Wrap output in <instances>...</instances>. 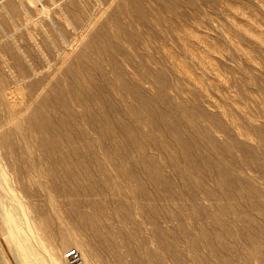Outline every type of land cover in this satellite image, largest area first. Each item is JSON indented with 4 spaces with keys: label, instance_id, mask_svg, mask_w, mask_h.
<instances>
[{
    "label": "rangeland",
    "instance_id": "1",
    "mask_svg": "<svg viewBox=\"0 0 264 264\" xmlns=\"http://www.w3.org/2000/svg\"><path fill=\"white\" fill-rule=\"evenodd\" d=\"M12 2L16 9L10 8ZM33 4H25L24 11L17 0H0V53L44 54L39 56L42 64H36L35 90L43 78L55 75L50 76V91L30 106L21 123L22 129L35 132L40 177L30 172V162L19 151L15 165L20 188L32 195L24 200L30 199L35 209L30 216L48 246L64 256L73 244L66 237L73 231L87 243L96 264H264V6L259 0ZM176 32L180 39L188 36L183 40L205 53L215 70L191 57ZM48 53L55 58L46 62ZM64 53H70L69 62L58 66ZM170 56L185 63L195 81L176 72ZM110 76L123 86L113 85ZM109 84L122 95L109 91ZM122 87L143 100L137 103ZM80 103L86 110H76ZM4 152L0 148V156ZM45 188L62 206L59 216L47 208ZM86 205L100 211L99 218L95 210L87 219L91 212ZM103 221L110 223L111 234L100 229ZM3 252L0 264H20L10 247L3 246Z\"/></svg>",
    "mask_w": 264,
    "mask_h": 264
},
{
    "label": "bare ground",
    "instance_id": "2",
    "mask_svg": "<svg viewBox=\"0 0 264 264\" xmlns=\"http://www.w3.org/2000/svg\"><path fill=\"white\" fill-rule=\"evenodd\" d=\"M13 1V0H11ZM18 1V7H20L21 9H24V11H27L26 10V6L25 4L29 5V6H34L35 5L33 4V0H17ZM113 1H117V0H113ZM220 1V0H219ZM259 2L261 3L262 6H264V0H259ZM14 2L10 3V8L12 9H16V6L17 5H14L13 4ZM16 3V2H15ZM110 3V2H109ZM113 3V2H111ZM124 3V2H123ZM122 3V4H123ZM223 4V3H222ZM111 4H109L110 6ZM227 5V4H226ZM116 6V5H115ZM119 6V5H118ZM223 7V6H222ZM125 8V7H124ZM127 8V7H126ZM221 8V7H220ZM229 8V7H228ZM8 9V8H7ZM156 9V8H155ZM11 10V9H10ZM225 10V9H224ZM228 10V9H226ZM13 11V10H11ZM21 12H23L21 10ZM20 12V13H21ZM229 12V11H228ZM8 13H11L10 11ZM19 13V12H18ZM13 14H15V12H13ZM17 15V14H16ZM19 15V14H18ZM56 15V14H54ZM89 15V14H88ZM8 17V16H7ZM60 17V16H59ZM91 17V16H90ZM1 19V18H0ZM7 19V18H6ZM6 19L4 18V20L6 21ZM239 19V18H238ZM2 20V19H1ZM8 20V19H7ZM16 20V19H15ZM158 20V19H157ZM233 20V19H232ZM236 20V19H235ZM38 21V20H37ZM3 22V20L1 21ZM9 22V21H8ZM12 22V21H11ZM239 22V21H238ZM89 23V22H88ZM95 23V20L92 19V22L90 23V26L92 24ZM3 24H6V22H4ZM2 24V25H3ZM13 24V23H11ZM84 24V23H83ZM9 25V24H8ZM7 25V26H8ZM241 25V24H240ZM11 27V26H10ZM50 27V26H49ZM52 27V26H51ZM8 28V27H7ZM43 29V28H42ZM89 29V28H88ZM86 30V29H85ZM186 31V30H185ZM188 31V30H187ZM245 31H247V33L251 34L252 36L256 37L257 39H259L260 41H262V38L261 36L255 32L254 30H251V29H246ZM194 32L193 31V34L190 32V34L194 35ZM29 33V32H28ZM86 35L88 33V31L85 32ZM171 33V32H170ZM173 33V32H172ZM184 33V32H183ZM186 33V32H185ZM199 33V32H198ZM31 33H29L28 36H31L30 35ZM82 34V33H81ZM84 34V33H83ZM175 34V33H174ZM176 34L178 35L179 33L176 32ZM188 33V35H190ZM195 34H197L195 32ZM84 35V36H86ZM176 35V36H177ZM182 35V34H181ZM179 34V41L181 42V45L189 52V54L191 55V57H193L194 59L196 58L199 62H201L204 66H206L207 68L211 69L212 71H214V67H213V63H209L210 61H207V56L205 57L204 54L202 53H199V52H196L193 48H192V45L190 46L188 44V41L185 42L183 39H188L185 35V37H183L182 39H180V36ZM190 35V36H192ZM203 35V34H202ZM21 36V35H19ZM83 36V38H84ZM197 36V35H195ZM195 36H192V37H195ZM200 36V34H199ZM80 37V36H79ZM175 37V36H174ZM182 37V36H181ZM204 36H202V38L200 37H197V38H200L201 41H204L203 39ZM30 38V37H29ZM147 38V37H146ZM176 38V37H175ZM32 39V37H31ZM75 39V38H74ZM77 39H81V38H77ZM203 39V40H202ZM17 41V40H16ZM16 41H14V44L16 43ZM177 41V40H176ZM207 41V38L204 42ZM7 43V42H6ZM55 43V42H54ZM151 43V42H150ZM209 43V42H207ZM206 43V44H207ZM21 45V44H20ZM238 45V43H237ZM23 46V44L21 45V47ZM236 46V44H235ZM239 46V45H238ZM69 47V46H68ZM237 47V46H236ZM240 47V46H239ZM19 49L21 50L20 46H19ZM70 49V47H69ZM32 50V49H31ZM71 50V49H70ZM166 50L167 52V49L164 48V51ZM185 50V52H187ZM197 50V49H196ZM144 51V50H143ZM26 52V51H25ZM24 51H22L21 53H0V68H1V71L3 74H1L0 76V148L1 149H5L6 152H4L3 155L0 156V223H1V228H2V233L0 234V238L3 239V243L0 241V253L2 255V258L4 257V252H3V246H6V247H10L13 254H14V257L16 258L17 262H19L20 264H63V262H66L65 259H64V256L63 254H58L56 252H54L49 246L48 244L45 242V240L40 236V234L37 232V229H36V226H35V223H34V220H32L30 214L35 210L33 208V204L31 203L30 199L27 200L26 202L24 201L25 199H28L30 198L32 195L29 193H26V192H23L22 189L20 188V184H19V179L16 178L17 175V170L15 168V165H16V158L17 156L20 154L19 152L23 153L24 156L26 157L25 159H27L26 161L30 162L31 165V169H30V172H32V174L34 173V175H36L37 178L40 177V172L38 173V169H39V164H38V161L36 160L37 158L35 157V148H36V143H35V132L33 130V128H31L30 130H25V129H22V121L24 123V116L25 114L27 113L28 109L30 108V106L32 104H34L36 102V100L41 96V94H43L44 92L47 91H50L48 90V86H50L51 84L49 83L50 81V76H55V75H51L50 73V76L47 78H43L45 79V82L39 86V88L37 90H35V80L36 79V76H37V68H36V64L40 63L42 64V60L40 59L39 56H42V54H40L38 56L37 53H25ZM70 52V51H69ZM49 56L46 57V53H45V59H46V62H48L49 60H52L53 58L55 57H52V54L51 53H48ZM65 54V53H64ZM207 54V53H206ZM58 56V54H57ZM70 56V53H66L65 55L60 56V58L62 57L61 61H60V64L58 66H61L63 65L64 63H68L67 60ZM43 57H44V54H43ZM42 58V57H41ZM207 58V59H206ZM129 59V58H127ZM135 59V58H134ZM98 60V59H97ZM95 60V62L97 61ZM170 60L172 61V64H173V68L176 69V72H180L182 74H185L187 75L188 77L192 78V80H194L193 78L195 76H192L191 74V71H189L188 69V66L184 65L185 63H181L180 60L176 59L174 56H170ZM209 60V59H208ZM121 61V60H120ZM102 62V61H101ZM79 59L77 60V62L75 64H77V68L79 69L80 68V64H79ZM83 63V62H82ZM98 62H96L97 64ZM100 63V62H99ZM105 63V62H104ZM200 63V65H201ZM22 64V65H21ZM23 64H25V66L27 67V69H25V71H22V68H23ZM40 64V65H41ZM44 64V62H43ZM49 64V63H47ZM79 64V65H78ZM125 64V63H124ZM100 65V64H99ZM110 65V64H109ZM138 65V64H137ZM98 66V65H97ZM106 66V65H105ZM128 66V65H127ZM126 66V67H127ZM134 66V65H133ZM202 66V65H201ZM46 67V66H45ZM72 67V66H71ZM82 67L83 64H82ZM87 67V66H86ZM86 67L84 69H86ZM102 67V66H101ZM130 67V66H128ZM44 68V66H43ZM49 68V67H48ZM60 68V67H59ZM58 68V69H59ZM76 68V69H77ZM107 68V67H105ZM131 68V67H130ZM205 68V67H204ZM207 68L205 70H207ZM47 69V67L45 68ZM57 69V68H56ZM75 69V70H76ZM103 69V67H102ZM112 69V68H111ZM115 69V68H114ZM113 69V70H114ZM132 69V68H131ZM135 69V68H134ZM44 70V69H43ZM82 70V69H81ZM145 70V69H144ZM55 71V70H54ZM54 71L52 73H54ZM84 71V70H83ZM132 71V70H131ZM25 72V73H24ZM58 72V71H57ZM82 72V71H81ZM86 72V71H84ZM88 72V71H87ZM100 72V71H99ZM106 72V71H104ZM143 71H139V73H142ZM217 72V71H216ZM42 73V72H41ZM76 73V72H75ZM110 73V72H109ZM111 73H112V70H111ZM115 73V72H114ZM44 74H45V70H44ZM56 74V73H55ZM80 74V73H78ZM100 74V73H99ZM102 74V73H101ZM138 74V73H137ZM148 74V73H147ZM47 75V74H46ZM49 75V74H48ZM72 75V73H71ZM70 75V76H71ZM82 75V74H81ZM85 75V74H84ZM107 75V74H106ZM135 75V74H133ZM139 75V74H138ZM144 75V74H143ZM42 76V75H41ZM75 76V75H73ZM83 76V75H82ZM88 76V75H86ZM85 76V77H86ZM109 76V75H108ZM120 76V75H119ZM117 76V77H119ZM91 77V76H89ZM88 77V78H89ZM111 77V76H110ZM116 77V76H115ZM116 77V78H117ZM138 77V76H137ZM52 78V77H51ZM76 78V77H75ZM80 78V77H79ZM112 78V77H111ZM121 79V77H119ZM136 78V77H135ZM139 78V77H138ZM84 79V76L83 78ZM81 79V80H82ZM142 79V78H141ZM196 79V78H195ZM65 80V79H64ZM74 80V78H73ZM85 80V79H84ZM84 80H83V83H84ZM139 80V79H138ZM144 80V79H143ZM141 81V82H144V81ZM191 80V81H192ZM44 81V80H43ZM52 81V79H51ZM50 81V82H51ZM78 81V80H76ZM112 81L113 85H119L121 87L120 84H118L119 82H121V80H119L118 78L115 79L114 77L110 80V82ZM124 81V80H122ZM139 81V82H140ZM195 81V80H194ZM193 81V82H194ZM200 81V80H199ZM228 81V80H227ZM75 82V80L73 81ZM79 82V81H78ZM109 82V83H110ZM198 82V80H197ZM42 83V82H41ZM60 83V82H59ZM115 83V84H114ZM125 83V81L123 82ZM50 84V85H49ZM73 84V83H72ZM76 84V83H75ZM78 84V83H77ZM103 84V83H102ZM140 84V83H139ZM143 85H146L145 83H141V86ZM69 85V84H68ZM81 85V84H80ZM79 85V86H80ZM83 85V84H82ZM89 85V84H88ZM106 85V84H105ZM113 85L110 86L109 84V91H115L114 88H113ZM53 86V85H52ZM87 86V85H86ZM118 86V87H119ZM123 86V85H122ZM60 87V86H59ZM65 87V86H64ZM81 87V86H80ZM79 87V89L81 90V88ZM129 87V86H128ZM128 87H122L126 92V95H129L131 93V90L130 88ZM51 88V87H50ZM56 88V87H55ZM68 88V87H67ZM83 88V86H82ZM146 88V86H145ZM62 89V88H61ZM70 89V88H69ZM77 89V88H76ZM99 89V88H98ZM119 89V88H118ZM78 90V89H77ZM79 90V91H80ZM87 90V89H86ZM201 90V89H200ZM199 90V91H200ZM54 91V90H53ZM63 91H67L66 88L63 89ZM62 91V92H63ZM90 91V89H89ZM121 91H123L121 89ZM52 92V91H51ZM108 92V91H107ZM124 92V91H123ZM139 92V91H137ZM136 92V94H137ZM202 91H200L201 93ZM204 92V91H203ZM202 92V93H203ZM49 93V92H47ZM61 93V92H60ZM72 93L69 92V94ZM64 94V93H63ZM114 94H119V93H115ZM133 94V93H132ZM132 94H130V96L132 98H134L135 96H132ZM147 94V93H146ZM204 94V93H203ZM62 95V94H61ZM91 95V94H90ZM107 95V93H106ZM112 95V93H111ZM122 95V93H121ZM119 94V97L121 96ZM205 95V94H204ZM203 95V96H204ZM45 96H48V95H45ZM65 96H67V94H65ZM72 96V95H71ZM89 96V95H88ZM118 96V95H117ZM125 96V95H124ZM124 96L122 99H124ZM130 96H127V98H129ZM200 96V94H199ZM202 96V97H203ZM206 96V95H205ZM62 97V96H61ZM81 97V96H80ZM95 97V96H94ZM139 97V96H137ZM143 97V96H142ZM201 97V98H202ZM67 98V97H66ZM83 98V97H82ZM130 98V99H132ZM136 98V97H135ZM141 98V97H140ZM140 98H136L137 99H140ZM144 98V97H143ZM140 99V100H143ZM55 99V97H54ZM79 98L77 97V100ZM206 99V98H205ZM73 101V98L71 99ZM76 100V99H75ZM90 100V99H89ZM69 101V100H68ZM67 101V102H68ZM83 101V100H82ZM86 101V100H84ZM83 101V102H84ZM123 101V100H122ZM145 101V100H144ZM207 101V100H205ZM63 102V101H62ZM64 102L65 99H64ZM75 102V101H74ZM77 102V101H76ZM75 102V103H76ZM91 102V101H90ZM95 102V101H94ZM93 102V104L91 105L92 106H95L96 104ZM124 102V101H123ZM134 102V101H133ZM208 102V101H207ZM70 103V102H69ZM98 103V102H96ZM126 103H128V101L126 100L125 101V105H127ZM136 103V102H134ZM137 103H138V100H137ZM142 103V102H141ZM140 103V105H141ZM206 103V102H205ZM210 103V102H209ZM61 104V103H60ZM84 103H80L77 105L76 110L77 109H80L83 107L82 105ZM132 104V103H131ZM131 104L129 103V105L131 106ZM39 105V104H38ZM63 105V103H62ZM65 105V104H64ZM67 105V104H66ZM75 105V104H74ZM127 105V106H129ZM210 105V104H209ZM76 106V105H75ZM126 106V107H127ZM212 106V105H211ZM47 107V106H46ZM65 107H68V106H65ZM64 107V108H65ZM88 107V106H87ZM144 107V106H143ZM51 108V107H50ZM56 108V106H55ZM54 108V110H55ZM58 108V106H57ZM61 108V106H60ZM69 109L71 108L70 106L68 107ZM84 108V107H83ZM89 108V107H88ZM141 108V106H140ZM221 108V107H220ZM52 109V108H51ZM86 110V107L84 108ZM91 109V108H90ZM93 109V108H92ZM125 109V108H124ZM127 109V108H126ZM131 109V107H130ZM128 109L131 113V110ZM53 110V111H54ZM62 110V108H61ZM126 110V111H128ZM142 110V109H141ZM221 112H223L224 114V110L223 108H221ZM252 110V109H251ZM34 111V110H33ZM52 111V112H53ZM64 111H66L64 109ZM70 111V110H69ZM135 111V110H134ZM68 112V111H67ZM66 112V113H67ZM71 112V111H70ZM88 112V111H87ZM137 112V111H136ZM56 113V112H55ZM72 113V112H71ZM75 113V112H73ZM103 113V112H102ZM122 113V112H121ZM82 114V113H81ZM126 115L128 114L125 113ZM134 114V113H133ZM141 114V113H140ZM69 115V114H68ZM125 115V116H126ZM132 115V114H131ZM135 115V114H134ZM142 115V114H141ZM104 116V115H103ZM75 117V116H74ZM73 117V118H74ZM82 117V115H81ZM106 117V116H105ZM141 117V116H140ZM147 117V116H146ZM95 118V117H94ZM99 118V117H98ZM35 119V118H34ZM76 119V118H75ZM78 119V118H77ZM76 119V120H77ZM83 119V118H82ZM80 119V120H82ZM30 120V119H29ZM68 120V119H67ZM70 120V119H69ZM68 120V122H69ZM79 120V121H80ZM90 120V119H89ZM92 120V119H91ZM111 120V119H110ZM78 121V120H77ZM84 121V119L82 120ZM86 121V120H85ZM84 121V124L86 123ZM103 121V120H102ZM127 121V120H126ZM71 122V121H70ZM145 122V121H144ZM67 123V122H66ZM79 123H83V122H79ZM108 123V122H107ZM147 123V122H146ZM80 124V125H81ZM231 124L232 126L234 127V129L240 133V130H239V127L236 126L235 124V121H233V119H231ZM27 125V124H26ZM86 125V124H85ZM152 125V124H151ZM89 126V125H88ZM32 127V126H31ZM39 127V126H38ZM37 127V128H38ZM92 127V126H90ZM113 127V126H112ZM26 128V127H25ZM40 128V127H39ZM89 128V127H88ZM97 128V127H96ZM35 129V128H34ZM45 129V128H44ZM83 129V128H82ZM87 129V128H86ZM50 130V129H49ZM48 130V131H49ZM65 130V129H64ZM90 130V128H89ZM147 130V129H146ZM180 130V129H179ZM87 131V130H86ZM124 131V130H123ZM217 131V130H216ZM51 132V131H50ZM58 132V131H57ZM93 132V131H92ZM108 132V131H107ZM41 133V132H40ZM64 133V132H63ZM90 133V132H89ZM47 134V133H46ZM52 134H55V133H52ZM51 134V135H52ZM57 134H62L60 131L59 133ZM94 134V133H93ZM97 134V133H95ZM113 134V133H112ZM246 134V133H245ZM14 135L15 137H18V140H15L13 141H10V136ZM50 135V136H51ZM243 135V134H242ZM48 136V135H47ZM54 136V135H53ZM64 136H65V133H64ZM96 136V135H95ZM52 137V136H51ZM13 138V137H12ZM53 138V137H52ZM59 138V137H58ZM64 138V137H63ZM98 138H99V135H98ZM75 139V138H74ZM58 140V139H57ZM60 140V138H59ZM68 140V138H67ZM98 140V139H97ZM115 141V139H113ZM88 141V140H87ZM93 141V140H92ZM66 143V142H65ZM69 143V142H68ZM99 143V142H98ZM109 143V142H108ZM40 144V143H39ZM60 144H61V141H60ZM38 145V143H37ZM63 145V144H62ZM61 145V146H62ZM99 147V145H98ZM51 148V147H50ZM49 148V149H50ZM42 149V148H41ZM64 149V148H63ZM68 149V148H67ZM65 150V149H64ZM99 150V149H98ZM116 150V149H115ZM19 151V152H18ZM49 151V150H48ZM53 151V150H52ZM51 151V152H52ZM46 152V151H45ZM65 152V151H64ZM91 152V151H90ZM93 152V151H92ZM114 152V151H113ZM160 152V151H159ZM19 153V154H18ZM99 153V152H98ZM48 156L51 155L49 153H47ZM54 154V153H52ZM56 154V153H55ZM52 155V156H55ZM65 154L68 155V153L65 152ZM86 154V153H85ZM102 154V153H100ZM97 155V154H96ZM103 155V154H102ZM23 156V155H22ZM59 156H62L59 155ZM114 156V155H113ZM76 157V155L74 156ZM101 157V156H100ZM99 157V158H100ZM104 157V156H103ZM119 157V156H118ZM41 158V156H40ZM60 158V157H59ZM69 158V156H68ZM107 158V157H106ZM19 159V158H18ZM23 159V158H22ZM24 159V160H25ZM72 159V158H70ZM74 159V158H73ZM72 159V160H73ZM20 160V159H19ZM18 160V162H19ZM49 160V159H48ZM51 160H52V157H51ZM58 160V159H57ZM107 160V159H106ZM118 160V159H117ZM185 160V159H184ZM45 161V160H44ZM66 162V160L64 161ZM69 162V160H68ZM100 162V161H99ZM44 163V162H43ZM63 163V162H62ZM123 163V162H122ZM26 165L29 164V163H25ZM67 164V162H66ZM53 165V164H52ZM83 165V164H82ZM28 166V165H27ZM28 166V168H29ZM42 167V166H41ZM43 168V167H42ZM52 168V167H50ZM8 169V170H7ZM15 169V171H14ZM53 169V168H52ZM144 169V168H143ZM19 170V169H18ZM148 171V170H147ZM16 173V174H15ZM50 174V173H49ZM121 174V173H120ZM53 175V174H52ZM58 175V174H57ZM62 175V174H61ZM76 175V174H75ZM74 175V176H75ZM54 176V175H53ZM78 176V175H76ZM58 177V176H57ZM63 178V177H62ZM73 178V177H72ZM53 179V178H52ZM58 179V178H57ZM116 179V178H115ZM51 180V179H50ZM62 180V179H61ZM66 180V178H65ZM21 181V179H20ZM55 181V180H54ZM51 186V185H50ZM40 188V187H39ZM47 188V187H46ZM46 188L44 189V199H46L45 203L47 202L48 206L47 208L49 207V211L51 213V215H55V214H58L57 216H59V213L63 212L62 210V206L57 204L56 203V199L53 195V192L52 190H46ZM48 189V188H47ZM206 189V188H205ZM38 191H41V190H38ZM62 191V190H61ZM60 192V191H59ZM32 193V192H31ZM42 193V192H41ZM106 193V192H105ZM101 197V196H100ZM33 199V198H32ZM31 199V200H32ZM35 201V200H34ZM33 202V201H32ZM109 202V201H107ZM110 203V202H109ZM81 204V203H80ZM82 205V204H81ZM107 207L108 204H106ZM83 206V205H82ZM87 206V205H86ZM105 206V204H104ZM35 207V205H34ZM88 207V206H87ZM106 207V206H105ZM111 207V206H110ZM80 208V207H79ZM83 208V207H82ZM90 209V207H88ZM92 208V207H91ZM96 210V208H94ZM97 209H100V208H97ZM106 209V208H105ZM83 210V209H82ZM90 209L89 211L91 213H89V217H86L87 219L92 217L93 216V211L95 210H92ZM101 210V209H100ZM108 210V209H107ZM106 210V211H107ZM110 210V209H109ZM85 211V210H84ZM88 211V212H89ZM97 211V210H96ZM82 212V211H81ZM87 212V214H88ZM99 213H96L95 215L99 214L100 215V211H97ZM108 212V211H107ZM110 212V211H109ZM112 212V210H111ZM114 212V211H113ZM84 213V212H83ZM90 214H92L90 216ZM109 214V213H108ZM107 214V215H108ZM111 214V213H110ZM85 215V213H84ZM94 215V217H95ZM99 215L98 218H99ZM102 215V214H101ZM104 215V214H103ZM102 215V216H103ZM56 216V215H55ZM81 216V214H80ZM96 216V217H97ZM111 216V215H109ZM83 218V217H82ZM102 218V217H101ZM85 219V218H84ZM86 219V220H87ZM104 219V218H102ZM107 219V218H106ZM93 220V219H91ZM95 220V219H94ZM105 220V219H104ZM148 220V219H147ZM88 221V220H87ZM90 221V220H89ZM99 221V220H98ZM109 220H107L108 222ZM91 222V221H90ZM97 222V221H96ZM105 221H103L102 223V228H99L100 229H105L107 230V232L111 229V225L110 223L109 224H106L104 223ZM92 223V222H91ZM100 225V222L97 223ZM87 225V224H86ZM90 224H88L89 226ZM94 225V224H93ZM87 226V227H88ZM97 226V225H96ZM92 227V226H91ZM95 227V225H94ZM85 228V227H83ZM71 230V229H70ZM89 230V229H88ZM91 230V229H90ZM95 230V229H93ZM91 231L92 233L94 231ZM98 231V228L96 229ZM103 230L101 232H103ZM104 230V231H105ZM72 231V230H71ZM73 232V231H72ZM72 232L68 233L67 237H66V240L68 242H72L73 244L71 245L70 249L68 251H71L73 249L77 250L78 253L80 254V257H81V260H82V263L83 264H96L95 260H93V256L91 257L90 254H88V245H86L87 243H85L84 241H81V239H77L73 236ZM90 232V233H91ZM96 232V231H95ZM106 232V231H105ZM110 232V233H109ZM107 234H111V231H109ZM97 233V232H96ZM104 233V232H103ZM98 234H100L98 232ZM66 235V234H65ZM95 236V234H92ZM105 237H106V234H104ZM97 236V235H96ZM100 235H98L97 237H99ZM102 236V235H101ZM109 236V235H108ZM95 237V238H97ZM109 238H111V236H109ZM104 237H102V241H103ZM101 240V239H100ZM105 240H108V238H105ZM112 240V238H111ZM110 241V240H109ZM108 241V242H109ZM99 242V241H98ZM105 242V241H104ZM107 242V241H106ZM107 242V243H108ZM100 243V242H99ZM111 242H109L108 245H110ZM113 244V243H112ZM106 245V247L108 246ZM130 245V244H129ZM91 246V245H89ZM111 246V245H110ZM113 246V245H112ZM105 247V248H106ZM90 250L91 247H90ZM109 250V248H108ZM11 252V251H10ZM92 252V251H91ZM90 253V252H89ZM10 254V253H9ZM87 255L90 257H87ZM62 256V257H61ZM95 256V255H94ZM13 257V259H14ZM6 259V258H4ZM6 261V260H5ZM140 261V260H139ZM15 263V262H14ZM98 263V262H97ZM102 264V263H101Z\"/></svg>",
    "mask_w": 264,
    "mask_h": 264
},
{
    "label": "built area",
    "instance_id": "3",
    "mask_svg": "<svg viewBox=\"0 0 264 264\" xmlns=\"http://www.w3.org/2000/svg\"><path fill=\"white\" fill-rule=\"evenodd\" d=\"M64 259L68 264H83L80 254L75 249L66 252L64 254Z\"/></svg>",
    "mask_w": 264,
    "mask_h": 264
}]
</instances>
